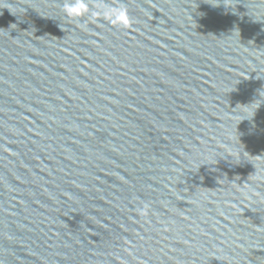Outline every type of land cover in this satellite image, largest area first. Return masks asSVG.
Here are the masks:
<instances>
[{
	"label": "water",
	"instance_id": "95a60500",
	"mask_svg": "<svg viewBox=\"0 0 264 264\" xmlns=\"http://www.w3.org/2000/svg\"><path fill=\"white\" fill-rule=\"evenodd\" d=\"M75 2L0 0V264H264V0Z\"/></svg>",
	"mask_w": 264,
	"mask_h": 264
},
{
	"label": "clouds",
	"instance_id": "9594fccd",
	"mask_svg": "<svg viewBox=\"0 0 264 264\" xmlns=\"http://www.w3.org/2000/svg\"><path fill=\"white\" fill-rule=\"evenodd\" d=\"M85 3H86V0H76L75 4H73V5L71 6V11H72V13L74 14L75 11H77V10H81V11H83V10L85 9ZM67 11H68V10L66 9V12H67ZM123 11H126V10H124V9H120V12H123ZM120 12H116L115 14H113L112 18L115 19L116 16L120 14ZM119 24H122V25H123V21H119ZM242 115H243L245 118L248 117V116H247L246 114H244V113H242Z\"/></svg>",
	"mask_w": 264,
	"mask_h": 264
}]
</instances>
